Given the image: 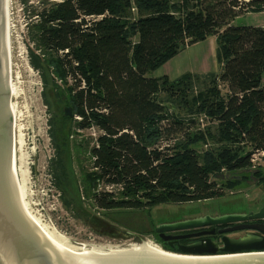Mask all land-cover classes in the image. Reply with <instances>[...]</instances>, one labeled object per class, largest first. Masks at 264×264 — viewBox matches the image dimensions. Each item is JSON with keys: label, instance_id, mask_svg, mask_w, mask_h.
<instances>
[{"label": "trees", "instance_id": "trees-1", "mask_svg": "<svg viewBox=\"0 0 264 264\" xmlns=\"http://www.w3.org/2000/svg\"><path fill=\"white\" fill-rule=\"evenodd\" d=\"M40 3L29 11L31 62L63 83L53 85L73 109L65 118L76 129L101 132L83 186L60 165L56 180L67 208L114 227L83 208L81 194L98 211L143 210L224 196L243 183L245 170H258L264 183V169L251 163L264 151V26L232 24L246 12L264 11V0ZM210 36L224 63L220 77L148 76ZM95 182L112 190L95 192Z\"/></svg>", "mask_w": 264, "mask_h": 264}, {"label": "rangeland", "instance_id": "rangeland-1", "mask_svg": "<svg viewBox=\"0 0 264 264\" xmlns=\"http://www.w3.org/2000/svg\"><path fill=\"white\" fill-rule=\"evenodd\" d=\"M40 1L10 0V25L14 54L19 64L23 65V94L19 99L15 98L14 102L17 105L18 132H22L25 141L23 152L28 156L27 195L33 210L44 224L62 240L77 246L126 247L141 243L143 238L164 248L155 234H152L154 226L205 216L218 218L248 215L263 205L264 183L257 182L252 185L242 183L237 188L226 189L225 195L221 197L186 203H163L143 210L98 211L93 207V200L81 194L83 208L109 220L116 227H109L104 222V226L98 222L94 224L86 216V210L73 206L67 208L56 180L60 165L66 171V176H74L77 184L83 186V173L84 170L91 169L92 149L97 138L93 135V130L79 132L75 124L65 118L63 109L69 105L62 98L56 97L57 89L54 91L53 85L54 80L62 87L63 83L46 67L35 68L31 62L30 51L34 49V44L28 34V24L32 20L29 18V11L30 6L36 7L41 4ZM133 10L134 13L137 12L136 8ZM232 24L236 27H263L264 12H246L236 17ZM134 40H137V36ZM36 54L39 52L36 51ZM223 70L224 63L218 56L217 39L210 36L181 49L166 63L150 71L148 76L160 78L167 75L170 80H176L187 73L201 78L220 77ZM196 85L199 89L203 88L202 84ZM261 85L264 86V71ZM162 98L166 97L162 95ZM254 164L257 168L264 169V154L257 155ZM240 174L242 172L238 173ZM98 190H112V187L101 184L98 185Z\"/></svg>", "mask_w": 264, "mask_h": 264}, {"label": "water", "instance_id": "water-1", "mask_svg": "<svg viewBox=\"0 0 264 264\" xmlns=\"http://www.w3.org/2000/svg\"><path fill=\"white\" fill-rule=\"evenodd\" d=\"M11 74L10 0H0V264H264V234L226 235L220 242L200 239L181 247L180 253L157 248L143 238L141 245L117 250L59 240L35 213L26 192L22 144L11 112ZM65 115L73 116V109L66 107ZM256 182L252 178L247 184ZM98 185L94 183L95 192ZM260 217V213L205 216L170 222L155 230L164 233ZM244 227L264 232L256 225L221 232Z\"/></svg>", "mask_w": 264, "mask_h": 264}, {"label": "flooded vegetation", "instance_id": "flooded-vegetation-1", "mask_svg": "<svg viewBox=\"0 0 264 264\" xmlns=\"http://www.w3.org/2000/svg\"><path fill=\"white\" fill-rule=\"evenodd\" d=\"M65 108L63 109L64 115H65ZM245 173L247 174V178H241V180H244L242 181L243 183H247L252 178L257 179V182L261 183V176L258 175L259 172H255V173L245 172ZM253 213H260L262 217L255 219H248L244 221H238V222L208 225V226L185 229V230L167 231L164 233L156 232L155 230L156 226H154V228L152 229V234H155L156 238L159 240L160 244L163 247L173 252L180 253L182 252L180 250L181 247L194 243L200 239L211 238L212 241L214 242H220L222 237L226 235H233V234L243 235L246 233H255L258 235L264 234V232L260 231L259 229L248 228V227H244L243 229L231 231V232H221V230L226 228L237 227V226H250V225L259 226L261 229L264 230V203L260 208L256 209ZM189 235H193V236L181 237V236H189Z\"/></svg>", "mask_w": 264, "mask_h": 264}, {"label": "bare ground", "instance_id": "bare-ground-1", "mask_svg": "<svg viewBox=\"0 0 264 264\" xmlns=\"http://www.w3.org/2000/svg\"><path fill=\"white\" fill-rule=\"evenodd\" d=\"M11 4V3H10ZM11 25H10V44H11V61H12V74H11V112H12V115L16 121V124H17V117H18V113H17V105L16 103L14 102V99L15 98H20L19 96L22 95L23 93H21L22 89H21V85H22V76H21V66L19 64V62L17 61V57L16 55L14 54V50H13V40H12V34H11ZM19 57H21V54L18 55ZM23 69V68H22ZM23 73V72H22ZM19 136H20V140H21V144H22V151H24V138H23V134L22 132L20 131L19 133ZM28 155V154H27ZM28 157V156H27ZM27 157L25 156L24 152H23V163H24V175H25V187H26V192H27V178H28V174H29V168H28V162H27ZM59 240L67 243L66 241L62 240L59 235L54 231V230H51L46 224H44ZM147 242L157 248H160L162 250H165L164 248H162L161 246L155 244L154 242L152 241H148ZM142 243V242H141ZM141 243H133L131 245H127L126 247H122V246H118V247H110L108 249H114V250H117V249H125V248H131V247H134V246H138V245H141ZM69 244V243H67ZM73 245V244H71ZM77 246V245H76ZM81 246H87L86 244L84 245H81ZM93 247H96V246H93ZM102 248V247H101ZM167 251V250H165ZM171 252V251H169ZM189 255V254H187Z\"/></svg>", "mask_w": 264, "mask_h": 264}, {"label": "built area", "instance_id": "built-area-1", "mask_svg": "<svg viewBox=\"0 0 264 264\" xmlns=\"http://www.w3.org/2000/svg\"><path fill=\"white\" fill-rule=\"evenodd\" d=\"M243 1H248V0H243ZM76 119H81L80 117H78V116H76L75 117ZM79 132H82V131H84L83 129H77ZM90 130H93L94 132H93V135L94 136H96V138L98 137V135L101 133L99 130H98V132L99 133H97V129L96 128H94V127H92V128H90ZM259 154H264V151H258V152H256V153H254L253 154V156H252V159H251V163L253 164L252 165V168H257L256 166H255V162H256V157H257V155H259Z\"/></svg>", "mask_w": 264, "mask_h": 264}, {"label": "crops", "instance_id": "crops-1", "mask_svg": "<svg viewBox=\"0 0 264 264\" xmlns=\"http://www.w3.org/2000/svg\"><path fill=\"white\" fill-rule=\"evenodd\" d=\"M264 12V11H263Z\"/></svg>", "mask_w": 264, "mask_h": 264}]
</instances>
